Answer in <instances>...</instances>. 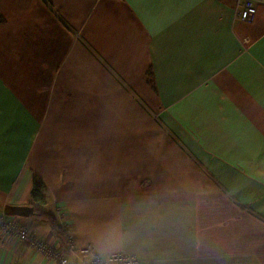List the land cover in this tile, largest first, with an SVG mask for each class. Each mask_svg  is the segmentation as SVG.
<instances>
[{
    "label": "crops",
    "instance_id": "obj_1",
    "mask_svg": "<svg viewBox=\"0 0 264 264\" xmlns=\"http://www.w3.org/2000/svg\"><path fill=\"white\" fill-rule=\"evenodd\" d=\"M236 1L0 0V216L36 177L61 234L11 218L71 263L264 264V5ZM0 264L53 263L0 224Z\"/></svg>",
    "mask_w": 264,
    "mask_h": 264
},
{
    "label": "built area",
    "instance_id": "obj_2",
    "mask_svg": "<svg viewBox=\"0 0 264 264\" xmlns=\"http://www.w3.org/2000/svg\"><path fill=\"white\" fill-rule=\"evenodd\" d=\"M261 5H264V0H237L233 10L234 20L250 23L257 12V7ZM0 224L6 233L12 234L19 243L28 245L32 250L40 253L46 262L53 264H139L134 257L121 253L97 254L90 245L75 249L73 256L76 259L74 263H71L53 245L34 237L27 227L14 221L11 217L2 214ZM71 242L72 238L68 236L66 243L72 251Z\"/></svg>",
    "mask_w": 264,
    "mask_h": 264
},
{
    "label": "trees",
    "instance_id": "obj_3",
    "mask_svg": "<svg viewBox=\"0 0 264 264\" xmlns=\"http://www.w3.org/2000/svg\"><path fill=\"white\" fill-rule=\"evenodd\" d=\"M1 22V19H0ZM44 185L42 183V181H40L39 179H37L36 177H34L32 179V187H31V191H30V196L33 200V202L35 203L34 206H39L41 207L42 205H44L45 203V199L43 196V191H44ZM34 208L35 211V215L37 218H39L40 220H42L43 222H45L50 228L51 230L60 235L61 234V228L59 226V224L57 223L55 217L48 213V212H44L42 211L40 208Z\"/></svg>",
    "mask_w": 264,
    "mask_h": 264
},
{
    "label": "water",
    "instance_id": "obj_4",
    "mask_svg": "<svg viewBox=\"0 0 264 264\" xmlns=\"http://www.w3.org/2000/svg\"><path fill=\"white\" fill-rule=\"evenodd\" d=\"M2 213L5 216L20 217V218H29L36 214L32 206H13V205H4L2 209Z\"/></svg>",
    "mask_w": 264,
    "mask_h": 264
},
{
    "label": "rangeland",
    "instance_id": "obj_5",
    "mask_svg": "<svg viewBox=\"0 0 264 264\" xmlns=\"http://www.w3.org/2000/svg\"><path fill=\"white\" fill-rule=\"evenodd\" d=\"M33 207H35V208H40L39 206H33ZM19 219H21V220H23L24 222L30 224V223H32V221H38L39 218H37L36 216H31V217H29V218H25V219H23V218H19Z\"/></svg>",
    "mask_w": 264,
    "mask_h": 264
}]
</instances>
